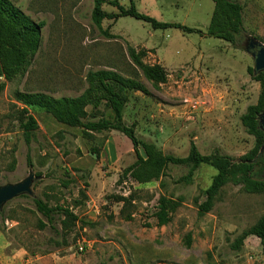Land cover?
Segmentation results:
<instances>
[{"label": "rangeland", "instance_id": "374dc122", "mask_svg": "<svg viewBox=\"0 0 264 264\" xmlns=\"http://www.w3.org/2000/svg\"><path fill=\"white\" fill-rule=\"evenodd\" d=\"M11 1L44 26L30 62L11 79L0 77V187L33 176L30 193L0 208L7 243L0 264H264L258 237L236 246L237 237L264 214V194L229 182L200 214L216 175L211 166H198L184 180L191 166L168 164L158 179L134 182L123 176L136 157L122 133H85L16 98L17 92L77 96L87 87L89 70L113 69L142 86L127 91L123 113L138 138L176 157H186L193 141L201 154L219 151L237 160L254 146L240 116L260 94V83L247 72L254 70L247 46L264 47V0H236L243 7L241 48L205 34L212 0H116L124 8L132 1L157 21L201 32L154 29L132 17L104 19L101 27L112 38L92 24V0ZM102 10L118 12L107 3ZM128 46L144 51L145 64L165 67V80L145 79ZM85 111L84 121L112 115L103 102ZM28 116L37 128L26 144L22 125ZM34 199L77 220L53 212L48 222ZM160 199L169 219L164 225L157 220ZM21 247L27 251H12Z\"/></svg>", "mask_w": 264, "mask_h": 264}, {"label": "trees", "instance_id": "16d2710c", "mask_svg": "<svg viewBox=\"0 0 264 264\" xmlns=\"http://www.w3.org/2000/svg\"><path fill=\"white\" fill-rule=\"evenodd\" d=\"M214 7L205 34L224 40L236 48H241L240 34L243 31V7L236 0H212ZM91 22L107 38H112L101 27L104 19H118L132 17L149 23L152 28L175 27L186 32H201L178 23H166L140 13L130 2L129 8H124L116 0H92ZM111 4L118 10L117 13H107L102 10L104 4ZM44 22H35L22 9L11 0H0V77L11 79L18 75L38 52L41 43V29ZM129 58L139 67L143 77L153 83L163 82L166 78L165 69L159 64L147 65L140 56L144 51L137 52L133 47H127ZM247 72L254 80L260 83V94L255 104L249 105L240 116L245 131L253 136V148L234 160L227 154L214 152L201 154L193 141H190L186 157H176L165 154L152 142L138 138L135 133V124L128 125L123 118L127 100V91L141 90L142 86L133 78H126L113 69L89 70L85 80L87 87L77 96H54L45 92H17L16 98L26 107L39 108L52 115L58 122L70 127L82 128L84 132H102L115 130L126 136L135 154V161L123 171V176L137 182L144 183L158 179L168 164L190 165L191 169L184 180H189L194 169L200 165H208L216 170L211 185L205 191L206 200L198 206L200 214L208 212L213 204L216 194L221 188L231 182L248 193L264 194V130L260 126L259 118L264 111V70L255 71L247 68ZM101 102L111 110L110 118L96 121H84L86 107L98 106ZM25 142L28 144L31 132L37 128L36 121L28 116L22 125ZM34 205L48 222L52 221L53 212H65L73 220L76 217L61 207H50L40 199H34ZM160 209L157 213L158 225L168 222L167 207L164 199L159 201ZM40 228L45 224L41 223ZM254 235L260 239L264 247V214L258 221L243 231L236 239V246L243 244L244 240ZM236 248V247H235Z\"/></svg>", "mask_w": 264, "mask_h": 264}, {"label": "water", "instance_id": "95a60500", "mask_svg": "<svg viewBox=\"0 0 264 264\" xmlns=\"http://www.w3.org/2000/svg\"><path fill=\"white\" fill-rule=\"evenodd\" d=\"M247 51H251V54L254 57V70H264V47L261 45L255 46L250 42L247 46ZM260 126L264 130V111L260 116ZM32 179L33 176L29 175L20 183L0 187V208L5 202L15 198L16 196L23 193H30Z\"/></svg>", "mask_w": 264, "mask_h": 264}, {"label": "crops", "instance_id": "0c3cea01", "mask_svg": "<svg viewBox=\"0 0 264 264\" xmlns=\"http://www.w3.org/2000/svg\"><path fill=\"white\" fill-rule=\"evenodd\" d=\"M157 64H159L160 66H162L158 61H157ZM163 68L166 70L165 67H163ZM251 237H255V236L254 235H250L246 239L251 238ZM245 240H244V243H245ZM6 248H7V243L5 242V239H4L3 235L0 234V251H5ZM12 251H27V250H25L23 247H21V248H17L15 250H12Z\"/></svg>", "mask_w": 264, "mask_h": 264}, {"label": "built area", "instance_id": "2783aa9c", "mask_svg": "<svg viewBox=\"0 0 264 264\" xmlns=\"http://www.w3.org/2000/svg\"><path fill=\"white\" fill-rule=\"evenodd\" d=\"M82 249H83V247H82V246H80V247H79V250H82Z\"/></svg>", "mask_w": 264, "mask_h": 264}]
</instances>
